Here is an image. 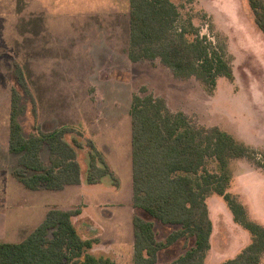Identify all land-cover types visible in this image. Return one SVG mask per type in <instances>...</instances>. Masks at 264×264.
Wrapping results in <instances>:
<instances>
[{
  "label": "rangeland",
  "instance_id": "1",
  "mask_svg": "<svg viewBox=\"0 0 264 264\" xmlns=\"http://www.w3.org/2000/svg\"><path fill=\"white\" fill-rule=\"evenodd\" d=\"M171 1L182 21L191 20L201 36L224 50L232 81L218 78L208 92L194 77H176L159 59L131 63L118 54L116 45L129 46L128 0H0V212L6 217L1 242L24 240L50 209L80 208L73 220L80 235L99 241L90 252L133 264L129 110L142 87L164 99L171 112H183L197 126L225 130L251 148L249 157L230 165L228 192L264 225V35L247 0ZM17 71L26 87L17 82ZM13 88L20 95L17 120L25 137L73 127L82 132L81 141L94 142L112 176L58 191L26 189L13 176L18 155L7 150ZM86 151L78 155L83 176ZM47 156L44 147L41 159L47 162ZM206 203L212 231L203 263L222 264L236 257L250 236L220 196L210 195ZM175 228L154 221L158 240ZM184 246L189 243L179 240L160 251L158 262H174Z\"/></svg>",
  "mask_w": 264,
  "mask_h": 264
},
{
  "label": "trees",
  "instance_id": "2",
  "mask_svg": "<svg viewBox=\"0 0 264 264\" xmlns=\"http://www.w3.org/2000/svg\"><path fill=\"white\" fill-rule=\"evenodd\" d=\"M259 30L264 35V0H247ZM131 62L154 61L169 68L176 77L198 79L211 92L218 78L233 80L232 65L224 50L201 36L191 20L182 21L171 0H128ZM19 85L25 86L21 73ZM26 87V86H25ZM133 94L130 103L132 206L146 213L132 218L133 264L159 263L157 255L179 240L184 252L169 264H204L210 249L212 223L206 199L220 196L233 221L250 236L236 257L222 264H261L264 254V225L250 218L246 207L228 192L234 177L230 165L251 155V148L231 133L217 127L195 125L183 112H171L164 99ZM20 95H10L8 152L18 155L13 176L28 190H62L78 185L83 172L79 152L87 150L88 164L83 180L98 184L111 175L106 162L81 131L61 127L37 131L28 137L17 120ZM48 149L47 162L41 159ZM215 169L210 168V164ZM80 208L50 209L42 222L21 242H0V264H115L107 256L90 252L98 239L83 238L73 217ZM175 226L165 240H158L154 222Z\"/></svg>",
  "mask_w": 264,
  "mask_h": 264
},
{
  "label": "crops",
  "instance_id": "3",
  "mask_svg": "<svg viewBox=\"0 0 264 264\" xmlns=\"http://www.w3.org/2000/svg\"><path fill=\"white\" fill-rule=\"evenodd\" d=\"M117 30V28L115 27V25H113L112 24V26H111V29H110V32H112V33H114L115 31ZM109 32V33H110ZM116 49H117V52H118V54H120L121 56H123V55H126L127 56V50H128V48L125 46V45H123L122 46V48L119 46V45H116ZM123 49H125V52L123 51ZM128 57V56H127ZM129 59V58H128ZM131 62V61H130ZM131 63H134V62H131ZM37 65H41V63H38ZM40 70H43V68H40V67H38V69H37V71H36V73H40ZM34 71V72H35ZM47 124V123H46ZM45 125V124H44ZM44 125H43V127H44ZM52 126V125H51ZM50 126V127H51ZM49 132V131H48ZM7 150H8V142H7ZM131 171H132V169H131ZM82 183H86L84 180H83V176L81 175V182H80V184H82ZM94 185V184H93ZM131 204H132V202H131ZM133 207V206H132ZM73 209V208H72ZM134 209V208H133ZM62 210H69V209H62ZM135 211H134V214L133 215H139V216H141L142 218H144V219H148V220H151L150 218H149V216L148 215H140L138 212H142V211H140V210H137V209H134ZM136 212H137V214H136ZM81 213H82V211H81ZM81 213L78 215V216H80L81 215ZM144 213V212H143ZM146 214V213H145ZM78 216H76V217H78ZM132 218H133V216H132ZM75 219V217H73V219H72V221ZM154 222V221H153ZM73 223H74V221H73ZM259 223H261V222H259ZM5 224H6V217L5 216H3V214H1V212H0V242H1V238L3 237V230H4V228H5Z\"/></svg>",
  "mask_w": 264,
  "mask_h": 264
}]
</instances>
